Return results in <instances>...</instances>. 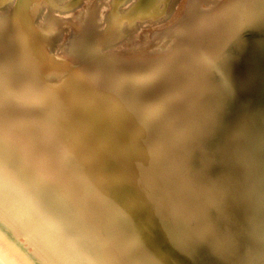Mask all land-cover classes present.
I'll use <instances>...</instances> for the list:
<instances>
[{
    "label": "bare ground",
    "instance_id": "6f19581e",
    "mask_svg": "<svg viewBox=\"0 0 264 264\" xmlns=\"http://www.w3.org/2000/svg\"><path fill=\"white\" fill-rule=\"evenodd\" d=\"M0 12L5 245L25 264H264V0Z\"/></svg>",
    "mask_w": 264,
    "mask_h": 264
},
{
    "label": "rangeland",
    "instance_id": "374dc122",
    "mask_svg": "<svg viewBox=\"0 0 264 264\" xmlns=\"http://www.w3.org/2000/svg\"><path fill=\"white\" fill-rule=\"evenodd\" d=\"M92 10L87 11V12H84L81 11L80 13L77 14L76 18H75V28H68L66 31H65V38L67 37L66 41L64 42L66 47L69 46L70 44V41H72V39L75 41L78 37H82L83 38V35L85 34V31L88 29L89 26H91L93 23H95V20H96V17L93 15V11L91 12ZM89 12V13H88ZM1 13V12H0ZM6 14L9 15L8 11H6ZM7 17L6 15H2L0 14V54L1 52H3L2 50H6L8 47H9V44L12 43V41L14 40L15 41V34L14 32H12V34H10L8 36V25H7ZM5 23V24H4ZM164 33L165 31H155V32H152L149 37L147 38V41H146V44H156L157 42L159 41H162L164 40ZM77 35V36H76ZM77 37V38H76ZM76 38V39H75ZM6 40H10V41H7ZM12 40V41H11ZM3 41V42H2ZM13 41V43H14ZM73 41V43H74ZM9 42V44H7ZM11 42V43H10ZM6 43V45H5ZM4 44V45H3ZM66 50V49H65ZM72 55V54H71Z\"/></svg>",
    "mask_w": 264,
    "mask_h": 264
},
{
    "label": "water",
    "instance_id": "95a60500",
    "mask_svg": "<svg viewBox=\"0 0 264 264\" xmlns=\"http://www.w3.org/2000/svg\"><path fill=\"white\" fill-rule=\"evenodd\" d=\"M0 264H25L7 245L0 240Z\"/></svg>",
    "mask_w": 264,
    "mask_h": 264
}]
</instances>
